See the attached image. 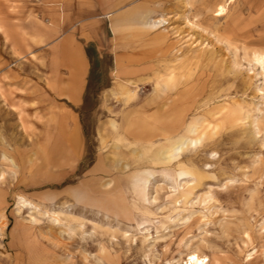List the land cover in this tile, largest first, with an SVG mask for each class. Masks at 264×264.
Returning <instances> with one entry per match:
<instances>
[{
    "label": "rangeland",
    "instance_id": "obj_1",
    "mask_svg": "<svg viewBox=\"0 0 264 264\" xmlns=\"http://www.w3.org/2000/svg\"><path fill=\"white\" fill-rule=\"evenodd\" d=\"M37 2L0 0V264H264V0H94L57 39Z\"/></svg>",
    "mask_w": 264,
    "mask_h": 264
},
{
    "label": "crops",
    "instance_id": "obj_2",
    "mask_svg": "<svg viewBox=\"0 0 264 264\" xmlns=\"http://www.w3.org/2000/svg\"><path fill=\"white\" fill-rule=\"evenodd\" d=\"M107 0H99V4H103ZM98 4V5H99ZM95 5L94 0H38L35 6L37 7L36 21L38 23L44 24L43 19L46 18L47 22L50 24V27L44 26L45 36L51 39L61 38L68 34L66 33V25L68 23H74L77 18V15H81L85 12V7H93ZM73 8H76L73 11ZM38 14L40 16H38ZM73 16V19L71 18ZM75 16V18H74ZM114 31L118 27L117 24H113ZM69 28V27H68ZM64 36V37H65ZM38 37H43V35H38ZM69 39L73 37L71 35L67 36ZM76 51L79 55L80 60L84 61L85 53L77 45H74ZM84 69L82 70V72ZM116 72L120 74L122 78H125L127 75V70L122 68L120 65L117 68ZM78 89L71 92L72 102L80 103L82 100V95L84 92V81L78 82L76 85ZM74 93V94H72Z\"/></svg>",
    "mask_w": 264,
    "mask_h": 264
},
{
    "label": "bare ground",
    "instance_id": "obj_3",
    "mask_svg": "<svg viewBox=\"0 0 264 264\" xmlns=\"http://www.w3.org/2000/svg\"><path fill=\"white\" fill-rule=\"evenodd\" d=\"M221 8H222V6H221ZM129 20H131V19H129ZM114 23L117 24L116 22H114ZM124 90L126 92H129L128 89H124ZM206 257L207 256H204V257L200 256L199 254H197L196 251L195 252H192V253L188 254V257L186 259V264H206L208 262V259Z\"/></svg>",
    "mask_w": 264,
    "mask_h": 264
}]
</instances>
